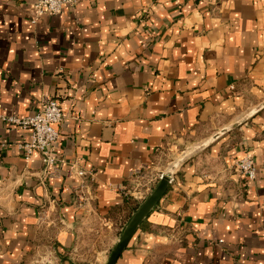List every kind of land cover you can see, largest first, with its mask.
I'll return each mask as SVG.
<instances>
[{
    "label": "crops",
    "instance_id": "crops-1",
    "mask_svg": "<svg viewBox=\"0 0 264 264\" xmlns=\"http://www.w3.org/2000/svg\"><path fill=\"white\" fill-rule=\"evenodd\" d=\"M36 1L0 0V264H105L138 182L223 129L116 264H264V0H75L39 17ZM51 97L64 119L47 167L2 117ZM247 153L251 183L234 168Z\"/></svg>",
    "mask_w": 264,
    "mask_h": 264
},
{
    "label": "built area",
    "instance_id": "built-area-1",
    "mask_svg": "<svg viewBox=\"0 0 264 264\" xmlns=\"http://www.w3.org/2000/svg\"><path fill=\"white\" fill-rule=\"evenodd\" d=\"M74 2L75 0H37L33 9L35 16L39 17L46 13H58ZM32 21L35 22L34 19ZM2 119L8 126H17L28 131L29 135L18 143V148L26 159H30L34 153H39L42 162L47 167L56 163V147L60 135L57 125L64 119L63 107L59 99L56 97L48 98L42 107L32 114L22 117L15 115L5 116ZM234 168L249 183L254 181L258 174L256 161L250 153L237 158L234 162ZM163 173L160 172L152 178L145 180L144 184H139L138 182L137 189L133 192L134 198L142 203L162 177ZM77 174L84 176L85 171L78 169ZM138 178L144 179L141 176ZM85 201L86 199L83 193L80 192L77 198V205L83 207Z\"/></svg>",
    "mask_w": 264,
    "mask_h": 264
},
{
    "label": "water",
    "instance_id": "water-1",
    "mask_svg": "<svg viewBox=\"0 0 264 264\" xmlns=\"http://www.w3.org/2000/svg\"><path fill=\"white\" fill-rule=\"evenodd\" d=\"M264 106V102L262 103L261 107ZM239 124V122L233 124L235 126ZM227 129H223L213 135L210 139L203 142L200 145L194 147V149L183 153L178 159L163 173L162 177L156 183L150 194L147 198L139 205L136 211L133 213L125 227L123 228L122 232L119 235L118 240L116 241L114 247L112 248L108 259L105 264H116L118 258L121 256L127 244L136 230L140 227L142 222L145 218L149 215V213L154 209L157 205L159 200L163 197L166 190L169 187L171 178L175 169L187 158H189L193 153L198 150L204 148L210 141L214 140L215 138L219 137L222 133H224Z\"/></svg>",
    "mask_w": 264,
    "mask_h": 264
},
{
    "label": "trees",
    "instance_id": "trees-1",
    "mask_svg": "<svg viewBox=\"0 0 264 264\" xmlns=\"http://www.w3.org/2000/svg\"><path fill=\"white\" fill-rule=\"evenodd\" d=\"M129 199H130V201H132V202L135 203V204H134V207H133V211L136 210L137 207L139 206L140 202L137 201L136 199H133L132 197H131V198L129 197Z\"/></svg>",
    "mask_w": 264,
    "mask_h": 264
}]
</instances>
